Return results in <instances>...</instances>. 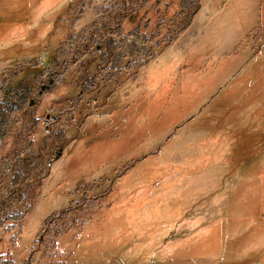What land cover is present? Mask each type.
Wrapping results in <instances>:
<instances>
[{
    "label": "rangeland",
    "instance_id": "1",
    "mask_svg": "<svg viewBox=\"0 0 264 264\" xmlns=\"http://www.w3.org/2000/svg\"><path fill=\"white\" fill-rule=\"evenodd\" d=\"M0 1L15 48L26 15L41 34L60 17L55 60L0 72V108L4 87L34 88L0 126V208L30 206L13 264H264V0H198L172 40L111 80L110 61L98 69L108 39L124 67L182 24L181 0ZM116 27L140 39L117 41ZM67 208L43 255L37 235Z\"/></svg>",
    "mask_w": 264,
    "mask_h": 264
},
{
    "label": "trees",
    "instance_id": "2",
    "mask_svg": "<svg viewBox=\"0 0 264 264\" xmlns=\"http://www.w3.org/2000/svg\"><path fill=\"white\" fill-rule=\"evenodd\" d=\"M186 1V2H185ZM180 2V9L175 14V18L180 17L189 9V13L186 15L184 21L182 24L177 25L175 23H172L170 26H167L166 32L164 34L165 38H157L153 44L148 47L144 52H136L133 57H131L127 64L124 67H119V63L121 58L123 57L122 52H115V41L113 38H109L107 41V50L105 52H102L101 59H103V62L98 64V69L100 70L104 63L109 62V77L108 79L111 80L113 78L112 73H116L117 71H124L126 73H131L135 71L138 67V65L146 62L148 58H150L157 50L158 47H160L161 44H164L170 40H172L177 33L182 30L188 22L191 20L194 12L198 8V0H185ZM158 22V27H159ZM119 30V27H116V31ZM118 32V31H117ZM157 31L151 34V37L148 40L150 41L152 37L157 36ZM119 34V32H118ZM120 35V34H119ZM128 37H133V39H140L139 36V29L138 27H135L133 30L129 31L127 34L123 36H119V40L117 41H125ZM111 44L114 48H111ZM97 49V48H96ZM28 72H32L29 70ZM36 76L33 79V84L37 82V79H39L38 74L41 73L40 68H35V71L33 72ZM26 78H29V76L22 77V80ZM37 77V78H36ZM50 78H53V82L50 85L48 91H50L53 88L54 82L56 79L52 76ZM12 109L6 107L3 105L0 108V126L3 125L6 122V118L11 115ZM21 181H23V172L22 171H16L13 176L10 179V183L8 185L7 189V195L12 196L15 193H19V189L21 187ZM21 197H19L18 201L21 202ZM30 208L29 205H25L22 207V210H19V208L14 207L12 209H9L7 211H3L0 208V244L6 242L5 248L0 249V264H13V259L11 255V250L9 249L11 246L15 244L16 236L19 235L22 232V223L25 217L26 211ZM71 211V208H67L65 210L57 211L55 214L51 215L45 220V225L41 229V232L37 235L36 243H40L42 245V252L43 255L47 256V253L50 256L54 255L56 252L55 248V237L59 233H61L63 230H60V228L57 226V221L60 219H64L66 217V214H69ZM66 229V228H65ZM5 234H8L6 240H4Z\"/></svg>",
    "mask_w": 264,
    "mask_h": 264
},
{
    "label": "crops",
    "instance_id": "3",
    "mask_svg": "<svg viewBox=\"0 0 264 264\" xmlns=\"http://www.w3.org/2000/svg\"><path fill=\"white\" fill-rule=\"evenodd\" d=\"M55 6H57L56 1H55ZM59 13L61 15V11H57L54 14H59ZM59 18L55 20V23L53 25L50 22L48 25V28L44 30L43 33L41 34V33H38V31L36 30V25L32 23L33 21L32 13L30 15H26V19L28 20H26V42H25L26 46L25 47L23 46L24 44L22 42H18L20 44L19 46H17V48H15L13 46L14 44H12V43L17 42V40H13L16 37L15 36L16 33H18L16 32L17 27L16 28L14 27L16 24L15 25L13 24L12 28H9L10 27L9 26L3 31H0V45L4 44V46L6 47V48H0V72L4 68L8 67L14 60L18 58H22V57L26 58V64H29L30 62H34V61H38L42 63L44 62L49 63L50 58L52 60H55V56H53V54H50V55L48 54L52 53L53 51L56 52L61 41L57 44L55 37L50 38L49 36L51 35L52 28L54 27V30L57 28L58 22L60 21ZM9 23L11 22H7L5 23V25ZM28 25L30 28H28ZM50 25H52L51 26L52 28H49ZM48 29H49V33H48ZM11 38L13 39L11 40Z\"/></svg>",
    "mask_w": 264,
    "mask_h": 264
},
{
    "label": "flooded vegetation",
    "instance_id": "4",
    "mask_svg": "<svg viewBox=\"0 0 264 264\" xmlns=\"http://www.w3.org/2000/svg\"><path fill=\"white\" fill-rule=\"evenodd\" d=\"M34 88L32 84H24L23 86L16 87H4L2 104L7 105L8 108H16L20 105L27 96L32 95Z\"/></svg>",
    "mask_w": 264,
    "mask_h": 264
},
{
    "label": "built area",
    "instance_id": "5",
    "mask_svg": "<svg viewBox=\"0 0 264 264\" xmlns=\"http://www.w3.org/2000/svg\"><path fill=\"white\" fill-rule=\"evenodd\" d=\"M50 115H51V112H50V111H47L46 114L44 115L45 118H44V122H43V124H44V123H47L48 120L51 119L52 116L50 117Z\"/></svg>",
    "mask_w": 264,
    "mask_h": 264
},
{
    "label": "water",
    "instance_id": "6",
    "mask_svg": "<svg viewBox=\"0 0 264 264\" xmlns=\"http://www.w3.org/2000/svg\"><path fill=\"white\" fill-rule=\"evenodd\" d=\"M52 81H53L52 78L49 79L48 83L45 84V86H44V85L41 86V89H43V88H46V89L49 88V86H50V84L52 83ZM39 93H40V92H39ZM31 102H32V100H31ZM31 102H30V103H31ZM53 118H54V116H53Z\"/></svg>",
    "mask_w": 264,
    "mask_h": 264
}]
</instances>
